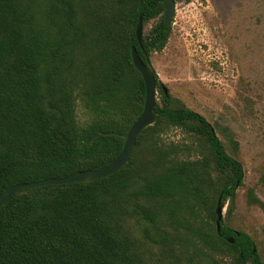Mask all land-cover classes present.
<instances>
[{"label": "trees", "instance_id": "1", "mask_svg": "<svg viewBox=\"0 0 264 264\" xmlns=\"http://www.w3.org/2000/svg\"><path fill=\"white\" fill-rule=\"evenodd\" d=\"M165 2L0 0V197L120 154L146 94L132 47L143 61L163 50ZM141 14L144 24L158 18L142 46ZM156 78L158 119L125 167L89 183L22 189L0 206V264H263L249 234L224 221L216 228L218 199L232 208L244 181L238 140L225 131L229 152L206 117ZM171 128L190 141L168 142ZM247 196L260 202L253 188Z\"/></svg>", "mask_w": 264, "mask_h": 264}, {"label": "rangeland", "instance_id": "2", "mask_svg": "<svg viewBox=\"0 0 264 264\" xmlns=\"http://www.w3.org/2000/svg\"><path fill=\"white\" fill-rule=\"evenodd\" d=\"M175 3L168 41L149 59L170 93L205 116L229 152L225 131L238 140L244 181L237 188L233 207L230 201L225 204L223 221L255 240L264 264V185L260 182L264 173V0ZM157 21L145 23L144 34ZM77 113L79 122L86 123L80 106ZM164 138L190 141L181 128H171ZM250 188L259 203H249ZM143 249L154 259L161 256L160 246L151 253L145 245ZM180 262L187 264L183 257Z\"/></svg>", "mask_w": 264, "mask_h": 264}, {"label": "water", "instance_id": "3", "mask_svg": "<svg viewBox=\"0 0 264 264\" xmlns=\"http://www.w3.org/2000/svg\"><path fill=\"white\" fill-rule=\"evenodd\" d=\"M175 11H176L175 0H166L164 5L163 20L165 25L167 26L166 29L167 34H169L172 28L173 20L175 17ZM143 33H144V22H143V14H141L136 29V36L141 46L143 40ZM132 60L135 68L141 74L146 86L145 102H144L143 111L128 130V133L125 138L124 146L120 154L107 165H104L97 169L82 170L75 172L69 176L60 177V178H47L33 182L15 184L11 188H9L4 195L0 197V206H2L15 193H17L22 189H34L49 185H60V184L80 183V182L89 183L98 179L108 177L127 165V163L130 161V158L132 156L138 136L141 134V132L144 129L153 125L158 119V114L156 111V105L158 100L157 78H156L157 73L151 64L150 59L148 58L146 61H143L136 47H132ZM224 207L225 205H223L222 197L220 196L215 209L216 228L218 232H220L222 227V221L224 217L223 216ZM228 241L230 243L234 242L233 238H228Z\"/></svg>", "mask_w": 264, "mask_h": 264}]
</instances>
